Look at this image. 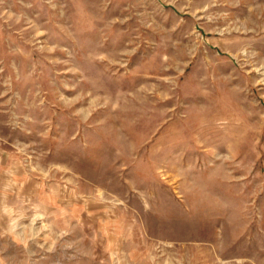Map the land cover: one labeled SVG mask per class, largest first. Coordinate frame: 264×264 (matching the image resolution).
<instances>
[{"label":"rangeland","instance_id":"obj_1","mask_svg":"<svg viewBox=\"0 0 264 264\" xmlns=\"http://www.w3.org/2000/svg\"><path fill=\"white\" fill-rule=\"evenodd\" d=\"M0 264H264V0H0Z\"/></svg>","mask_w":264,"mask_h":264}]
</instances>
